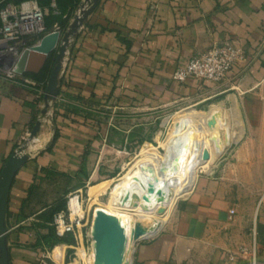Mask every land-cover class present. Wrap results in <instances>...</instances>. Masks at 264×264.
<instances>
[{
    "label": "crops",
    "instance_id": "obj_1",
    "mask_svg": "<svg viewBox=\"0 0 264 264\" xmlns=\"http://www.w3.org/2000/svg\"><path fill=\"white\" fill-rule=\"evenodd\" d=\"M60 2L59 13L66 17L71 12L69 26L82 0ZM55 29L57 24L50 31ZM224 41L234 42L243 52L226 79L220 83L172 79L176 67ZM53 59L39 74L26 76L42 83L36 77L47 76ZM262 62L264 0H100L70 41L57 104L45 115L44 98L35 89L13 81L0 90V171L29 140L37 119H42L36 137L39 145L32 150L35 139L28 144L30 158L18 171L9 194L12 264L36 262L35 250L28 246L36 236L30 227L33 213L62 195L48 199L41 192V183L53 173L71 175V191L79 189L86 180L84 172L101 149L126 145L144 115L198 93L218 97L235 90ZM56 129L58 137L49 148ZM33 186L39 197L30 198ZM236 212L222 179L203 176L161 228L144 237L151 238L134 244L129 264H252L241 249H250L254 242L256 264H264V197L251 223Z\"/></svg>",
    "mask_w": 264,
    "mask_h": 264
},
{
    "label": "rangeland",
    "instance_id": "obj_2",
    "mask_svg": "<svg viewBox=\"0 0 264 264\" xmlns=\"http://www.w3.org/2000/svg\"><path fill=\"white\" fill-rule=\"evenodd\" d=\"M23 1L26 0H0V3H21ZM45 9L48 13V9ZM259 67L260 69H253L241 79L239 88L221 96L211 97L209 92L198 93L168 108L153 111L151 116L144 115L137 121L141 125L136 128L134 136L129 139L126 145L101 149L96 160L89 164L87 171L84 172L86 180L79 187L85 201L84 205L90 212L88 231H90L93 214L97 208L109 210L108 212L114 214H131L130 211L124 209H118L117 213L112 212L114 209L110 207L109 199L113 187L135 162L139 161L144 166L150 164L152 160L148 158L149 152H157L156 161L160 162L163 159L166 152L164 146L175 122L187 112L205 121L204 132L202 131L201 138L197 137L198 141L202 138L211 141L213 129L207 125V119L213 113L221 112L216 130L224 132L225 126L228 127L231 134L229 139L227 138L226 145L231 144L226 146L225 152L207 157L206 151L197 157L191 171V185L183 197L172 205L167 219L187 197V194L193 190L195 182L203 176H210L222 179L225 183L226 196L232 206L237 209L236 214L242 221L251 223L254 212L264 197V62L259 63ZM12 83L13 81L0 71V90H6L11 87ZM234 93L237 94L236 97L232 95ZM227 94H231V98L227 99ZM221 127L223 130L220 129ZM29 143V140L25 141V147ZM110 179L112 182L98 199L89 198L88 191L91 186ZM71 184L72 181L64 177L52 176L50 180L41 183V192L49 199L57 196L58 193L67 191L65 195L67 199L68 191L74 189H70ZM147 235L143 236V239L151 238H144ZM32 245L28 246L35 250L37 258L34 264L39 262L40 256L46 250L51 253L53 258L49 264H67V261L74 257L75 250L68 248L69 244L66 242H58L43 251ZM85 247L87 254H90L92 251L91 240L85 243ZM80 254L85 256L83 251ZM81 255L80 258H76L74 264H83ZM85 258L89 264V258Z\"/></svg>",
    "mask_w": 264,
    "mask_h": 264
},
{
    "label": "built area",
    "instance_id": "obj_3",
    "mask_svg": "<svg viewBox=\"0 0 264 264\" xmlns=\"http://www.w3.org/2000/svg\"><path fill=\"white\" fill-rule=\"evenodd\" d=\"M46 14L47 10L36 0H26L21 3L7 2L3 5L0 3V71L10 80L35 89L40 96L45 94L43 84L26 75L15 73L14 67L23 51L38 43L48 33L45 31L44 23ZM242 55V50L232 41L216 43L209 49L194 54L184 65L176 67L172 73V79L179 83H184L188 79H195L201 83H220L242 59ZM52 107L53 101L49 102V108ZM84 202L81 189L71 191L67 194L66 208L58 211L53 217L56 233L59 236L69 234L74 240L73 244L67 246L75 250L74 257L70 258L67 264H74L76 258H80L81 251L85 253V256L81 255L83 264H88L85 257L89 258L91 254H87L85 247L88 240H91L92 246L93 239L91 232L87 229L90 212L86 209ZM253 234L255 237V229ZM241 251L249 254L252 264L257 263L255 242L250 249L242 248ZM50 260L53 261L52 255L46 250L37 264H49Z\"/></svg>",
    "mask_w": 264,
    "mask_h": 264
},
{
    "label": "bare ground",
    "instance_id": "obj_4",
    "mask_svg": "<svg viewBox=\"0 0 264 264\" xmlns=\"http://www.w3.org/2000/svg\"><path fill=\"white\" fill-rule=\"evenodd\" d=\"M219 119H217V125ZM204 122L189 112L179 117L164 146L166 152L163 159L158 162L156 161L157 152H149L148 158L152 160L150 164L144 166L139 161L135 162L113 187L109 199V205L114 209L112 212L117 213L118 209L131 212V214L109 212L118 216L128 229L127 264L131 261V254L135 244L131 242V232L134 224L137 222L142 223L147 228V234L158 231L165 223L172 205L183 197L191 185V171L197 157L206 151L207 157H209L225 150L227 138L229 139L231 134L226 126L224 132L216 130L217 127L211 128L213 129L211 141L203 138L199 141L197 140V137L201 138V133L203 128H205ZM195 133L199 136H195ZM213 137L217 138L220 142L219 145L216 140H213ZM34 142L31 146L32 150L39 145L37 138H35ZM111 182L112 179L91 186L88 191L89 198L98 199ZM164 208L166 211L163 213L161 209ZM106 211L108 212L109 210ZM88 260L89 264H94L93 243L92 252Z\"/></svg>",
    "mask_w": 264,
    "mask_h": 264
},
{
    "label": "water",
    "instance_id": "obj_5",
    "mask_svg": "<svg viewBox=\"0 0 264 264\" xmlns=\"http://www.w3.org/2000/svg\"><path fill=\"white\" fill-rule=\"evenodd\" d=\"M99 2L100 0H82L78 8L79 12L75 13L65 31L55 29L46 33L38 43L25 49L16 62L15 73L39 74L48 60L54 57L43 96L45 102L43 115L49 109V102L54 101L59 94L63 61L70 41L76 36ZM218 118H221L219 111L207 119V125L210 128L216 127ZM41 126L42 119L39 118L30 132V141L38 136ZM213 140H216L218 145L220 144L216 137H213ZM29 158L30 153L26 151L25 145H22L6 160L0 171V264H12L9 247L10 229L7 224L8 199L18 171ZM161 212H164V209H161ZM90 232L93 239L94 264H127L128 229L118 216L103 208H97L93 214ZM147 233V228L142 223H135L131 232V242L141 241Z\"/></svg>",
    "mask_w": 264,
    "mask_h": 264
},
{
    "label": "trees",
    "instance_id": "obj_6",
    "mask_svg": "<svg viewBox=\"0 0 264 264\" xmlns=\"http://www.w3.org/2000/svg\"><path fill=\"white\" fill-rule=\"evenodd\" d=\"M36 1L39 3L41 7L48 9V13L45 15V19H44L46 32H50V30L53 28L55 24H57L59 30L61 31H65L67 29L69 18L71 16V12L66 17H64V13L58 12L59 8H62L60 0H36ZM66 1H67L66 2L67 4L72 3V0H66ZM74 1L78 2L80 0H74ZM16 3H19V2H16ZM49 72H50V68L48 69L47 76H45V78L36 77L38 81H42L44 88H46V81H47ZM57 101L58 100L56 98L53 101V104L56 105ZM57 137H58V130L56 129L54 141L49 146V148L53 146ZM47 173L49 174L50 171H47ZM56 174H59L61 177H64L68 180H71L72 178L71 175L65 172L56 173ZM52 176H56V175L53 173ZM36 193H37V186H33L29 190L30 198L34 197ZM66 193L67 191L63 192L62 195L57 196L52 202H49V203L45 202L39 211H35L33 213L34 218L30 226L36 232L35 240L32 245L33 247L38 248L39 250L43 251L44 249L46 250L47 248L53 247L58 242H66L69 245L73 244L74 240L71 235L68 234L65 236H59L56 233L54 225H53L54 215L58 211L64 210L66 208V201H67L65 197ZM36 196L39 197V195H36ZM42 230L45 232H42Z\"/></svg>",
    "mask_w": 264,
    "mask_h": 264
}]
</instances>
